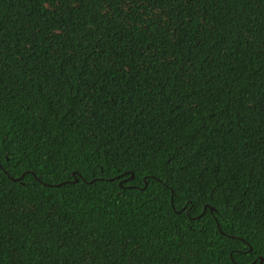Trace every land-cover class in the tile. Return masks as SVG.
Masks as SVG:
<instances>
[{"label": "trees", "instance_id": "obj_1", "mask_svg": "<svg viewBox=\"0 0 264 264\" xmlns=\"http://www.w3.org/2000/svg\"><path fill=\"white\" fill-rule=\"evenodd\" d=\"M260 257L264 0H0V264Z\"/></svg>", "mask_w": 264, "mask_h": 264}, {"label": "water", "instance_id": "obj_2", "mask_svg": "<svg viewBox=\"0 0 264 264\" xmlns=\"http://www.w3.org/2000/svg\"><path fill=\"white\" fill-rule=\"evenodd\" d=\"M133 175L131 174V177H132ZM11 179H14V180H19L20 179V177H18V178H12V177H10ZM61 183H59V184H57V185H60ZM205 207L206 206H204V209H205ZM209 209H213L211 206H209ZM262 260H263V258L262 257H260L259 258V262H258V264H261V262H262Z\"/></svg>", "mask_w": 264, "mask_h": 264}]
</instances>
